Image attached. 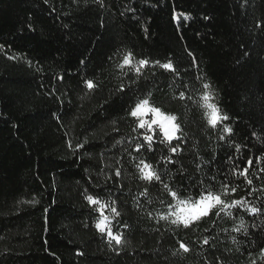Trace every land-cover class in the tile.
<instances>
[{"label": "trees", "instance_id": "1", "mask_svg": "<svg viewBox=\"0 0 264 264\" xmlns=\"http://www.w3.org/2000/svg\"><path fill=\"white\" fill-rule=\"evenodd\" d=\"M145 98L179 140L156 129L149 151L129 115ZM202 188L241 203L161 219ZM262 249L264 0H0V264H264Z\"/></svg>", "mask_w": 264, "mask_h": 264}, {"label": "snow or ice", "instance_id": "2", "mask_svg": "<svg viewBox=\"0 0 264 264\" xmlns=\"http://www.w3.org/2000/svg\"><path fill=\"white\" fill-rule=\"evenodd\" d=\"M177 17L174 16V20H176ZM185 19L187 17L185 16ZM83 63V61H82ZM140 66H146L147 61L141 60ZM124 65L130 64L129 57H125L123 61ZM164 69L172 70L174 71V68L171 63H165L162 65ZM136 71L139 73L140 69L137 68ZM88 86V88L93 87V83L91 81L85 82ZM204 87L207 89L209 88V85L205 84ZM123 90V89H121ZM181 98L184 97V93L182 92L180 94ZM215 97L212 93L206 91L202 97V108H206L208 111L205 112V117L207 119V123L211 127L217 126V124L221 123L224 120H227L228 117L226 115H223L221 112V109L219 107V104L216 102H213ZM129 115L137 120V127L140 129L147 128L149 133H152L150 135H144V140L149 143V151L152 150V142L154 138V133L156 129H159L160 134L164 138V141L171 142L173 140H179L180 136L178 135L180 132V125L176 123V116L167 114L161 111V109L152 106L149 102L148 98H145L143 100H140L137 102L131 109ZM225 132L231 133V128L229 126H225ZM221 139H224V137H221ZM77 147H80V145H77ZM140 145L137 144L136 151L140 150ZM177 148H171L170 152L175 154L178 150ZM239 147V146H237ZM252 164V159L249 158L247 162V166L243 169L242 172H239V175H243L247 177L248 168ZM142 165V166H141ZM138 171L140 173V179L144 181L151 182L153 179L160 180V176L153 170L152 165L147 163L144 160L140 161V164L137 165ZM234 174L236 173V170L233 169ZM117 176L120 175L119 170L117 171ZM248 183H251L249 180ZM168 186L165 185V188ZM225 192L224 195H227V188L228 184L226 183L224 185ZM232 191L235 192L236 189L232 188ZM169 195L173 197L174 200L177 199V193L174 191L169 190ZM86 200L89 201L90 204H100V207L98 209V212L101 216L104 217L103 220L99 221L95 224V227L98 231L101 233L107 232V235L114 239L117 244L121 242V237L119 235L114 234L111 229L107 225V216L105 215V209L108 207L107 204L101 203L98 198L93 197L92 195H88L86 197ZM241 203L240 201L233 200L231 202V205L226 203L222 198L221 194L214 193L211 190H205L201 189L200 194L198 198L186 201V200H177V205L175 207L174 211H171L172 205H169L170 211L168 215L161 216V219H168L170 216L174 217V219L171 220V223L173 224H183L185 227H189L193 222L200 220L202 217L208 216L213 208H216L217 206H222V210L231 207L232 205H237ZM113 212H116L115 208H112ZM251 211L253 213L257 212L256 208H252ZM119 215V213H117ZM219 215V213H217ZM241 227H243V223L241 224ZM205 243H207V238H205ZM180 247L187 251V247L181 243ZM264 252V249L261 250Z\"/></svg>", "mask_w": 264, "mask_h": 264}]
</instances>
